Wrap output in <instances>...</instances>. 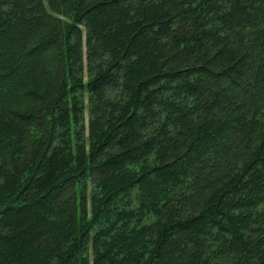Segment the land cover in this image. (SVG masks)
<instances>
[{"label":"trees","instance_id":"obj_1","mask_svg":"<svg viewBox=\"0 0 264 264\" xmlns=\"http://www.w3.org/2000/svg\"><path fill=\"white\" fill-rule=\"evenodd\" d=\"M0 264H264V0H0Z\"/></svg>","mask_w":264,"mask_h":264},{"label":"rangeland","instance_id":"obj_2","mask_svg":"<svg viewBox=\"0 0 264 264\" xmlns=\"http://www.w3.org/2000/svg\"><path fill=\"white\" fill-rule=\"evenodd\" d=\"M84 116H85V117H84V119H85V124L87 125V119H88L87 113H85ZM43 225H44V224L41 223V225H40V226H42L41 228H43ZM44 226H45V225H44ZM39 242H41V241H39ZM42 243H43V242H42Z\"/></svg>","mask_w":264,"mask_h":264}]
</instances>
